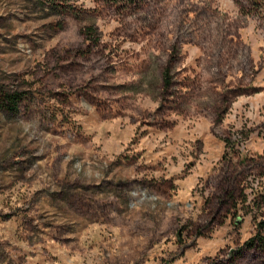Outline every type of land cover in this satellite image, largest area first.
<instances>
[{"label": "rangeland", "instance_id": "1", "mask_svg": "<svg viewBox=\"0 0 264 264\" xmlns=\"http://www.w3.org/2000/svg\"><path fill=\"white\" fill-rule=\"evenodd\" d=\"M263 223L264 0H0V264H264Z\"/></svg>", "mask_w": 264, "mask_h": 264}, {"label": "trees", "instance_id": "2", "mask_svg": "<svg viewBox=\"0 0 264 264\" xmlns=\"http://www.w3.org/2000/svg\"><path fill=\"white\" fill-rule=\"evenodd\" d=\"M7 98H8V100H7L8 104H10L12 106L11 108H14V110H16L15 107L17 105L18 96L17 95H11V96H7ZM261 227L264 229V223L261 224ZM258 239H259V243H260L259 246L264 249V238L260 237Z\"/></svg>", "mask_w": 264, "mask_h": 264}]
</instances>
